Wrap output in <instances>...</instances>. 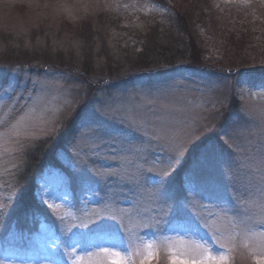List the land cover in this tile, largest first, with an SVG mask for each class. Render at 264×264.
Segmentation results:
<instances>
[{
    "label": "rangeland",
    "instance_id": "obj_1",
    "mask_svg": "<svg viewBox=\"0 0 264 264\" xmlns=\"http://www.w3.org/2000/svg\"><path fill=\"white\" fill-rule=\"evenodd\" d=\"M182 1L194 7L195 21L189 28L202 44L201 49L205 46L210 51L196 61L201 65L191 62L185 45L183 57L174 63L152 65V71L147 72L150 68L144 65L136 70L128 65L122 70L112 66L148 45L146 36L151 35V25L160 24L175 33V27L164 24L169 14L166 4L179 5ZM211 1L217 4L213 7ZM221 2L0 0L2 264H96L98 259L113 264L112 258L92 256L89 261L90 254L105 247L119 251L126 264H171L173 255L178 261L199 264L208 255L227 253L203 228L198 235L139 229L131 238L122 232L120 240L114 242L108 235L79 227L95 219L94 213L103 208L106 194L120 191L113 189L114 182L107 178L93 191L82 187L70 162L79 151L80 114L134 95L167 105L173 112L178 149L185 152L193 144L196 149L192 152L204 145L215 148L221 166L214 179L224 201L193 197L197 202L195 211L201 216L215 213L210 221L213 227L225 239L236 236L237 247L230 264H257L242 243L245 235L264 233V75L253 74L264 69V0H227L235 3V8L223 13L226 16L219 8ZM246 18L252 19L250 27L240 30L236 23ZM242 33L243 45L236 51L229 36L240 38ZM6 50L19 54L5 59L2 56ZM161 88L167 91V98L158 99L157 89ZM224 110L227 116L223 119ZM21 116H26L27 135L17 136V132L24 131L13 127ZM50 135L44 159L50 160L34 187L39 208L44 206L46 210L25 214L21 224L16 218L11 222L18 209L17 197L6 186H11L17 175L15 167L21 151L26 152L25 146L31 142L38 145ZM132 142L140 143L139 139ZM173 155L160 145L148 150V163L140 161L141 191H154L158 187L153 182L155 177L174 172L177 165L171 163ZM80 158L87 161L89 169L98 171L109 170L102 165L115 168L120 163L119 159L103 160L83 152ZM173 185L176 191L177 182ZM123 190L128 192L127 188ZM113 199L121 201L114 205L117 208L131 210L135 204L150 215L156 214L154 208L159 211V205L146 196L133 197L129 193L127 201L119 196ZM124 223L133 228L128 218ZM194 240L204 243L208 251L197 248ZM148 243H154L155 256H149L145 247Z\"/></svg>",
    "mask_w": 264,
    "mask_h": 264
},
{
    "label": "snow or ice",
    "instance_id": "obj_2",
    "mask_svg": "<svg viewBox=\"0 0 264 264\" xmlns=\"http://www.w3.org/2000/svg\"><path fill=\"white\" fill-rule=\"evenodd\" d=\"M2 90L3 88L0 86V91ZM157 93L159 94L158 99L167 98L165 89H157ZM147 94L151 95L152 93ZM173 115L167 105L152 100L145 101L139 95H134L126 101H113L103 105L102 108H93L91 112L84 111L80 114L77 129L79 151L75 154V159H71L70 162L78 173L82 187L87 191H93L103 178H107L114 182L111 187L119 188L120 191L106 194V197L103 198L106 201L103 208L94 213L95 219L89 224H81L79 227L87 228L89 232L108 235L114 242L120 240L122 232H127L131 238L139 229H156L157 231L167 229L198 235L203 228L210 234L213 242L218 243L221 248L227 249V253L219 256L208 255L199 264H230L233 259L232 253L237 247L236 236L232 235L225 239L219 229H215L210 222L215 213H209L208 216L199 215L195 211L197 202L193 199L195 197L201 201L217 203L224 201L223 193L214 179L216 169L221 166L215 148L204 145L197 149L187 167L183 169L179 192H174L171 188L170 181H172L174 172L179 170L187 159L186 153L177 148V123L173 119ZM25 120L26 116H21L13 126L14 129H24V131L17 132V136L27 135ZM0 123L4 122L0 121ZM111 124H115L116 127H110ZM129 132L133 135L129 136ZM134 139H139L140 143H133ZM153 145L164 146L173 152L171 163H175L177 168L172 174H159L155 177L153 182L158 187L154 191H141L140 177L143 167L140 161L148 163L147 153ZM193 149H196L195 144L187 151L192 152ZM80 152H83L85 156L100 157L103 160L115 161L119 159L120 163L115 168H112L111 165H102V167H107L108 171L89 169L87 161L80 158ZM129 156L132 159H129ZM124 188H127L128 192H125ZM129 193L133 197L137 195L148 197L151 203L159 205V211L157 212L154 208L152 211L156 214L150 215L147 211L141 212L135 204L131 210L114 207L121 201L114 200L113 197H124V200L127 201ZM93 194L97 193L93 192ZM202 207L207 206L202 205ZM133 213H135V219H133ZM125 218L129 219L133 228H129L124 223ZM193 243L204 252L208 251L204 243L195 240ZM145 247L149 256L156 255L153 251L154 243H148ZM242 247L248 249L252 257L257 260V264H264V233L255 236L245 235ZM92 256L112 258L113 264H126L119 251L107 247L100 249L97 253L90 254V262ZM96 264H104L103 259H98ZM171 264H188V262L178 261L173 255Z\"/></svg>",
    "mask_w": 264,
    "mask_h": 264
},
{
    "label": "trees",
    "instance_id": "obj_3",
    "mask_svg": "<svg viewBox=\"0 0 264 264\" xmlns=\"http://www.w3.org/2000/svg\"><path fill=\"white\" fill-rule=\"evenodd\" d=\"M182 4L175 5L172 3H167V7L169 8V14L168 18L164 20L165 25H169L172 28L175 27L177 31L174 33V31H166L167 28H163L160 26V24H153L150 26V31L151 35L148 34L146 36V39H148V45H143L144 48L139 50L136 54H134L131 58H124V62H117L113 63V67L117 70H122L125 68V65H128L129 69L136 70L142 65L148 68L152 71L155 70L153 66L160 64V62H163V64H169V63H174L177 60H179L181 57H183V53L185 51L184 46L188 47V51L190 54V59L191 62L197 63L196 61L198 59H201L204 57V55H208L210 51L205 48V46L201 49V43L199 40L196 39V35L192 34L191 24L195 21L194 16H195V11L193 6H189L185 4L184 1L181 2ZM211 5L214 7L215 4L214 2H210ZM219 8H222L223 13H226L228 10L232 11L233 8H235V3L233 2H227V0H222L220 3ZM218 12L221 14L220 10ZM223 16H226L223 14ZM252 19L246 18L244 21L239 22L237 21L236 26H238L241 30L242 27H245L244 29L246 30L248 27H250L249 21ZM197 32V31H196ZM241 32V31H240ZM4 33V32H3ZM244 33V32H243ZM243 33L242 37L238 38L234 36H229L230 38V45H232V49L239 50L241 45L242 38H243ZM5 34H9L8 32H5ZM198 34V32H197ZM12 36L13 34H9ZM146 43V42H145ZM229 45V46H230ZM6 50V55L4 57L5 59L7 57H13L18 55L19 53L10 52ZM201 51V52H199ZM20 52V51H19ZM199 52V53H198ZM6 56V57H5ZM120 61V60H119ZM202 61V60H200ZM122 63V64H118ZM198 65H201L199 62L197 63ZM153 65V66H152ZM121 66H123L121 68ZM153 67V68H152ZM152 68V69H151ZM258 73H253V74H258V75H264V69H260ZM122 72V71H120ZM247 72H249L247 70ZM246 74H251L247 73ZM236 98V97H235ZM226 109V108H225ZM223 113V119L227 116V113L225 110L222 112ZM73 133V129L70 132V134ZM71 136V135H70ZM51 141V135L45 139V141H42L40 144H36V142H31L32 147L25 146L26 152L23 153L21 151V159L19 161V164L17 163V166L15 167V172H16V177L13 178V182L11 186L7 185V190L11 189L13 190V194L16 195L17 200H16V205L18 206V209H16V213H14V216L11 220V222L15 219L17 223L21 224L23 223V219L25 217V214L27 215L30 212H36L37 209H45L44 206H41L39 208L38 204V199L36 198V192H35V184L37 181L38 175L42 172L44 169V165L46 162H48V159L45 162V155L46 152L49 150V147L47 146L48 143ZM48 149V150H47ZM187 155V159L184 161V165L179 168V170L175 171V176H173L172 181H170L171 186L173 185V182H177V190L174 192H179L180 189V180L182 177L183 169L184 167H187L188 163L192 159V154L194 152H188L185 151ZM19 170V171H18ZM173 172L171 171L169 174H172ZM41 210V212H42ZM46 210V209H45ZM47 214L49 215V212L47 211Z\"/></svg>",
    "mask_w": 264,
    "mask_h": 264
},
{
    "label": "clouds",
    "instance_id": "obj_4",
    "mask_svg": "<svg viewBox=\"0 0 264 264\" xmlns=\"http://www.w3.org/2000/svg\"><path fill=\"white\" fill-rule=\"evenodd\" d=\"M142 264H146V262H142Z\"/></svg>",
    "mask_w": 264,
    "mask_h": 264
}]
</instances>
